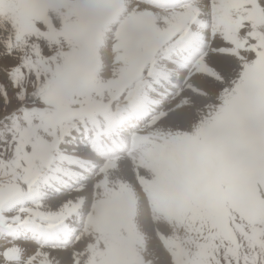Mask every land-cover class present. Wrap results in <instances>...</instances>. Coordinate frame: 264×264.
Returning <instances> with one entry per match:
<instances>
[{
  "label": "snow or ice",
  "instance_id": "6c2138e0",
  "mask_svg": "<svg viewBox=\"0 0 264 264\" xmlns=\"http://www.w3.org/2000/svg\"><path fill=\"white\" fill-rule=\"evenodd\" d=\"M0 264H264V0H0Z\"/></svg>",
  "mask_w": 264,
  "mask_h": 264
}]
</instances>
